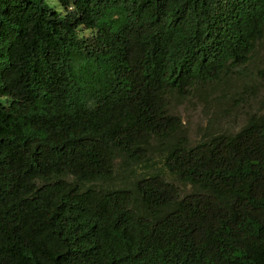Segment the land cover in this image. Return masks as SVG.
I'll list each match as a JSON object with an SVG mask.
<instances>
[{
  "label": "trees",
  "instance_id": "trees-1",
  "mask_svg": "<svg viewBox=\"0 0 264 264\" xmlns=\"http://www.w3.org/2000/svg\"><path fill=\"white\" fill-rule=\"evenodd\" d=\"M58 1L0 0V264H264V109L191 146L170 103L250 62L264 0Z\"/></svg>",
  "mask_w": 264,
  "mask_h": 264
},
{
  "label": "rangeland",
  "instance_id": "rangeland-1",
  "mask_svg": "<svg viewBox=\"0 0 264 264\" xmlns=\"http://www.w3.org/2000/svg\"><path fill=\"white\" fill-rule=\"evenodd\" d=\"M51 8L63 11L58 0H45ZM82 34L91 35V31ZM171 113L182 118L191 146L213 134H235L256 113L264 109V39L257 43L255 52L246 66L234 68L222 81L200 86L191 97L171 99ZM0 104L8 105L0 97ZM154 167L161 166L158 150L153 152ZM182 195L195 192L191 185L175 182ZM119 181H115L117 185Z\"/></svg>",
  "mask_w": 264,
  "mask_h": 264
}]
</instances>
